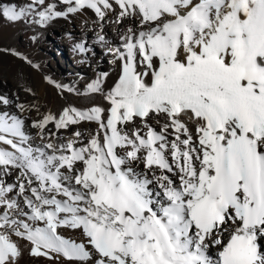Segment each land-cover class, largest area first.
Returning <instances> with one entry per match:
<instances>
[{
    "label": "snow or ice",
    "instance_id": "6c2138e0",
    "mask_svg": "<svg viewBox=\"0 0 264 264\" xmlns=\"http://www.w3.org/2000/svg\"><path fill=\"white\" fill-rule=\"evenodd\" d=\"M84 9L130 22L109 49L121 73L107 108L68 105L33 120L36 145L22 115L36 105L17 97L11 113L0 95V264H20L25 251L95 253V264H264V0H30L0 5V17L30 13L44 26ZM107 75L86 92H103ZM137 118L142 127L129 129ZM85 121L96 132L58 135ZM62 227L82 229L86 244Z\"/></svg>",
    "mask_w": 264,
    "mask_h": 264
},
{
    "label": "bare ground",
    "instance_id": "6f19581e",
    "mask_svg": "<svg viewBox=\"0 0 264 264\" xmlns=\"http://www.w3.org/2000/svg\"><path fill=\"white\" fill-rule=\"evenodd\" d=\"M29 2L30 0H0V5H15L20 8L26 7ZM33 20L34 17L30 13L18 21L0 17V95L6 94L13 100V104L5 109L11 113L17 112V97L19 102L25 105H36L22 114L26 120L25 131L36 145L42 141L37 135L38 129L32 128L31 122L40 119L46 112L58 114L62 110L54 105L55 84L75 89L76 91H71L74 94H85L89 83L99 74L107 73L101 85L103 91L114 86L121 73L122 61L109 49L120 46L121 41L116 29L119 28L122 32L130 22L116 26L112 23L115 15L109 13L107 19L101 23L89 9L70 14L67 18H56L44 26L35 24ZM98 34L105 37L103 42L98 40ZM81 42L88 49L86 52L75 49L74 46ZM13 52L19 53L20 56L14 55ZM21 56L27 57L31 64ZM33 64L38 67H32ZM141 70H144L143 67ZM45 77L55 83H49ZM158 119L163 123L166 118L161 116ZM149 123L155 124V120L150 119ZM134 127H142L139 118L135 123L128 124L129 129ZM189 127L194 132L195 125L189 123ZM75 130L81 131L87 137L96 132L97 125L95 122H81L69 130H60L58 135L66 140ZM51 131H56L53 125H49L48 131L44 133L46 138ZM135 167L137 171L144 170L142 163H137ZM6 179L12 182L15 176ZM58 232L67 240L85 244L87 242L82 229L62 227ZM261 243L264 244V240ZM87 247L91 249L90 245ZM215 251V247H212L211 252L214 254ZM94 257L95 253L86 261H68L62 256L58 259L33 257L25 251L20 258V264H95Z\"/></svg>",
    "mask_w": 264,
    "mask_h": 264
},
{
    "label": "rangeland",
    "instance_id": "374dc122",
    "mask_svg": "<svg viewBox=\"0 0 264 264\" xmlns=\"http://www.w3.org/2000/svg\"><path fill=\"white\" fill-rule=\"evenodd\" d=\"M1 33L2 31L0 30V34ZM53 90L55 93L54 94V105L59 109H63L64 107L68 105H72L77 108H87L93 105H98L104 108L108 107L107 102L104 100V94L107 93V91L110 90V88H107L103 92L92 93V94L88 92H86L85 94L84 93L74 94L71 91H68L66 89L61 91L57 89L55 85L53 86Z\"/></svg>",
    "mask_w": 264,
    "mask_h": 264
}]
</instances>
